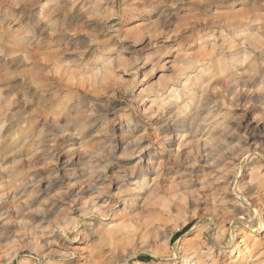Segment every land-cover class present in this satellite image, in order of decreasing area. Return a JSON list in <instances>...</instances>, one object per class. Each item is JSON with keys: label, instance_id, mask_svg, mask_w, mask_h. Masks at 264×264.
Segmentation results:
<instances>
[{"label": "clouds", "instance_id": "1", "mask_svg": "<svg viewBox=\"0 0 264 264\" xmlns=\"http://www.w3.org/2000/svg\"><path fill=\"white\" fill-rule=\"evenodd\" d=\"M0 264H264V0H0Z\"/></svg>", "mask_w": 264, "mask_h": 264}]
</instances>
